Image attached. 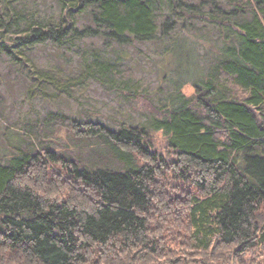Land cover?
<instances>
[{
	"label": "trees",
	"instance_id": "obj_1",
	"mask_svg": "<svg viewBox=\"0 0 264 264\" xmlns=\"http://www.w3.org/2000/svg\"><path fill=\"white\" fill-rule=\"evenodd\" d=\"M59 3L58 16L22 28L0 5V52L36 77L37 44L172 39L173 90L141 122L60 110L38 120L31 145L0 160V264H231L232 254L247 264L243 255L264 247V0ZM93 59L103 85L133 84L129 65ZM62 131L65 143L50 139Z\"/></svg>",
	"mask_w": 264,
	"mask_h": 264
},
{
	"label": "rangeland",
	"instance_id": "obj_2",
	"mask_svg": "<svg viewBox=\"0 0 264 264\" xmlns=\"http://www.w3.org/2000/svg\"><path fill=\"white\" fill-rule=\"evenodd\" d=\"M0 5L3 8L8 5L21 14L12 24V27L19 28L31 19H49L60 13L59 0H0ZM84 19L80 17V26L85 23ZM208 28V33L196 44L201 54L211 51V26ZM172 41L137 42L120 47L104 46L102 39L91 37L62 48L51 42L37 44L28 51L40 70L36 77L28 68L21 67L10 56L0 52V92L4 96L0 104V160L5 161L16 147L31 145L30 142L38 136L35 129L38 120L51 111L60 110L75 116L86 114L113 125L116 120L136 123L147 119L151 114L150 104H168L173 90L175 64L167 56V51L173 46ZM96 49L98 53H95ZM96 57L132 67L135 72L133 84L129 87L120 83L111 87L103 85L89 73L88 66ZM182 63L188 65L186 59L179 60V64ZM195 69L196 65L184 70L188 77L183 91L190 96L195 92V87L189 82ZM177 76L184 78L183 74ZM49 134L50 139L57 138L62 144L66 141L65 131ZM155 138L158 139L159 150L166 153L163 135L156 133ZM254 248V251L248 250L243 255L245 263L264 264L263 245ZM237 261L232 254L231 264Z\"/></svg>",
	"mask_w": 264,
	"mask_h": 264
}]
</instances>
